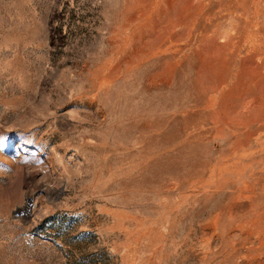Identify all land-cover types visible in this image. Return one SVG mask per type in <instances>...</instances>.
Returning a JSON list of instances; mask_svg holds the SVG:
<instances>
[{
  "label": "rangeland",
  "instance_id": "rangeland-1",
  "mask_svg": "<svg viewBox=\"0 0 264 264\" xmlns=\"http://www.w3.org/2000/svg\"><path fill=\"white\" fill-rule=\"evenodd\" d=\"M0 264H264V0H0Z\"/></svg>",
  "mask_w": 264,
  "mask_h": 264
},
{
  "label": "bare ground",
  "instance_id": "bare-ground-1",
  "mask_svg": "<svg viewBox=\"0 0 264 264\" xmlns=\"http://www.w3.org/2000/svg\"><path fill=\"white\" fill-rule=\"evenodd\" d=\"M184 84V83H183ZM186 90V89H185ZM160 94V93H159ZM170 95V94H169ZM184 95V94H183ZM166 96V95H165ZM178 97V96H177ZM186 97V96H185ZM203 96H201L200 98H202ZM199 97H198V99H200ZM197 99V100H198ZM195 98H191L190 96L189 97H187V98H183V99H181L180 100V102H178L176 105H172L174 108H178V109H181L182 111V114L181 115H183V117L181 118V120L180 121H175L174 123H172V125H171V127L169 128V131L167 132V133H165V135H164V138L162 139L163 141H165V142H162V145L163 146H169V145H171V144H173L175 141H177V140H180L179 141V146L177 147V149L176 150H179L183 155H190L193 151H195L196 150V148H195V145H192L193 144V141L195 140V139H197V137L199 136V134H195L194 132H191V128L189 129L190 131L189 132H186V134H185V136L182 138V134L181 133H183V135H184V132L185 131H181V133H180V130H179V125H181V123H182V121H184V120H191V122H192V120H195V119H198L199 118V113H201V111H199V113H198V110H201V109H198V107L200 106V101L198 102ZM208 101V100H207ZM176 103V102H175ZM203 103V102H202ZM201 103V104H202ZM123 104V106L126 104L127 105V100L126 99H123V103H121V105ZM165 107V106H164ZM164 107L162 106L161 107V111L163 112L165 109H164ZM201 107V106H200ZM168 108V107H167ZM203 109V108H202ZM136 110V109H135ZM179 112V111H178ZM117 115L119 116V113H117ZM146 115V114H145ZM157 115V114H156ZM147 116V115H146ZM163 117V118H162ZM162 117H160V120L161 121H165V117H164V115L162 114ZM133 118V117H132ZM150 118V117H149ZM154 119V118H153ZM147 124H149V123H147ZM147 124H146V126H147ZM158 124V123H157ZM145 125V124H144ZM143 124H139V123H137V127L138 128H143L144 129V126ZM130 126V125H129ZM160 126V125H159ZM159 126H156V128H158ZM149 127V126H148ZM152 127L154 128V126L152 125ZM182 127V126H181ZM185 126H183V129L184 130H186V129H188V128H184ZM151 128V127H150ZM175 128V133H173V132H171V130H173ZM123 129V127L122 126H120L119 128H118V130H122ZM146 129V128H145ZM181 129V128H180ZM150 130V129H149ZM152 130H154V129H152ZM145 131V130H144ZM187 131V130H186ZM176 135V136H175ZM181 136V137H180ZM182 138V139H180V138ZM142 138H143V136H142ZM153 139H154V137H152ZM152 139V140H153ZM156 140H157V138H156ZM150 141V140H149ZM154 142H155V140H154ZM159 145V144H158ZM156 147V146H155ZM158 147V146H157ZM147 148V147H146ZM148 148H151L150 146L148 147ZM159 148V147H158ZM157 148V149H158ZM153 149V148H152ZM143 150V149H142ZM155 151H156V149H154ZM154 150H153V152H154ZM176 150H174V153H175V151ZM144 151V150H143ZM150 151V150H149ZM148 151V152H149ZM177 153V152H176ZM149 154H151L150 152H149ZM179 154V153H178ZM164 157V156H163ZM168 157V156H167ZM160 160H157V162L156 163H158ZM161 162V161H160ZM159 162V163H160ZM164 172V171H163ZM170 173H173L172 171H170ZM170 173H169V175H170ZM165 175H166V173H165ZM164 175V176H165ZM160 176V175H159Z\"/></svg>",
  "mask_w": 264,
  "mask_h": 264
}]
</instances>
